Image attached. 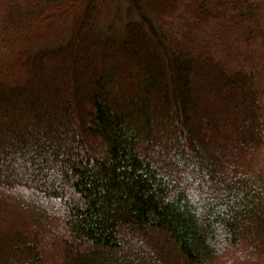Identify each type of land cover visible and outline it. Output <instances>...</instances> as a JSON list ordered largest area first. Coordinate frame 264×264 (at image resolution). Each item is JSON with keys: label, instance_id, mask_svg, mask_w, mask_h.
I'll use <instances>...</instances> for the list:
<instances>
[{"label": "trees", "instance_id": "16d2710c", "mask_svg": "<svg viewBox=\"0 0 264 264\" xmlns=\"http://www.w3.org/2000/svg\"><path fill=\"white\" fill-rule=\"evenodd\" d=\"M263 12L0 0V264H264Z\"/></svg>", "mask_w": 264, "mask_h": 264}, {"label": "rangeland", "instance_id": "374dc122", "mask_svg": "<svg viewBox=\"0 0 264 264\" xmlns=\"http://www.w3.org/2000/svg\"><path fill=\"white\" fill-rule=\"evenodd\" d=\"M261 16H262V20H263V22H264V12L261 14ZM103 21H104V20H103ZM105 21H106V19H105ZM188 23H189V22H188L187 20H185L184 17H180V18L177 20V22L175 23V31H176L177 33H179V34H182V35L186 36V37L190 36V34L194 36L195 31H196V30L198 31V29H197L196 27H191ZM66 24H68V23H66ZM61 25H63L64 29L66 28V27L64 26L65 23H64V24H61ZM101 25H103V23H101L99 26L101 27ZM64 29H63V30H64ZM57 31H58V32H61V31H62V27H60V29L57 30ZM50 32H51V33H50V35H49V39H51V38L54 37V31H50ZM197 33H198V32H197ZM195 36H196V35H195ZM197 36H198V38L200 37V35H197ZM42 38H44V37H42ZM259 158H260V159H259V164H260L261 167H262L263 164H264V147H263V150H262V152H261ZM258 167H259V166H258Z\"/></svg>", "mask_w": 264, "mask_h": 264}]
</instances>
